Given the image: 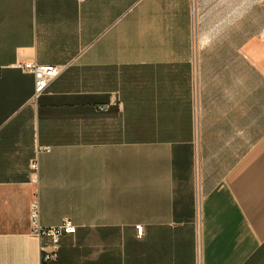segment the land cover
Masks as SVG:
<instances>
[{"label":"crops","instance_id":"crops-1","mask_svg":"<svg viewBox=\"0 0 264 264\" xmlns=\"http://www.w3.org/2000/svg\"><path fill=\"white\" fill-rule=\"evenodd\" d=\"M263 28L264 0H0V264H264ZM28 61L61 68L37 98ZM36 198L74 226L49 263Z\"/></svg>","mask_w":264,"mask_h":264},{"label":"built area","instance_id":"built-area-1","mask_svg":"<svg viewBox=\"0 0 264 264\" xmlns=\"http://www.w3.org/2000/svg\"><path fill=\"white\" fill-rule=\"evenodd\" d=\"M259 37L264 40V28L260 31ZM23 70L30 72L34 77V98L40 96L50 82L59 74L61 68L54 65L38 64L34 61H28L17 64ZM48 149V148H45ZM33 181H37L38 160L35 158L31 163ZM30 222L33 234L39 238H46L48 241L41 244V260L43 263H49L57 260L59 257L60 240L64 231L72 229L74 226L69 219H64L57 226H43L40 222V204L36 198L30 204Z\"/></svg>","mask_w":264,"mask_h":264}]
</instances>
